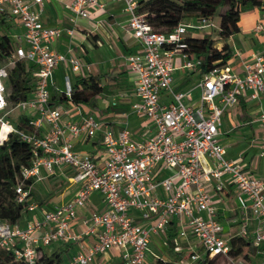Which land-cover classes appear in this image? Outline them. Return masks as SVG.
<instances>
[{
  "label": "built area",
  "instance_id": "obj_1",
  "mask_svg": "<svg viewBox=\"0 0 264 264\" xmlns=\"http://www.w3.org/2000/svg\"><path fill=\"white\" fill-rule=\"evenodd\" d=\"M117 1L123 4L127 27L140 46L139 52L124 57L128 70L136 75V100L130 109L144 115L155 133L137 141L126 127L117 133L106 129L101 134L105 155L98 161L74 151L64 133L94 137L99 123L92 116L83 117L81 122H62L63 110L50 105L48 91L52 71L59 63L66 62L79 76H86L91 64L53 50L62 29L42 23L40 16L46 0H0V15L12 17L22 28L14 51L0 64V145L10 133H17L31 145L33 154L31 165L22 169L21 181L15 188L16 202L23 206L24 224L0 222V248L24 264H37L39 250L45 246L76 242L77 250L65 264H93L97 257L112 250L119 252L120 264H144L152 236L164 233L172 218L177 217L174 250L180 252L178 241L189 235L204 250V255H199L191 249L189 261L180 259L179 264L196 263L205 257L228 258L232 236L225 234L217 218L211 192L233 186L239 208L251 214L255 225L250 232L245 221L238 232L253 249L252 253L245 248L250 262L241 255L232 258L230 264H253L260 259L264 264V178L250 175L238 161L227 159L219 141L223 111L236 105L241 96H264V53L253 54L245 61L242 74L233 71L228 63L202 74L198 102L186 105L183 98L187 93L172 88L173 55H180L182 68L197 69L200 60L186 51L187 32L211 34L218 24L202 18L181 23L169 33L156 32L137 12L138 0ZM89 7L103 9L104 4L102 0H72L68 5L76 17L83 18L88 17ZM67 32L72 34V30ZM254 32H264V25L257 23ZM18 60L35 67L33 96L15 105L20 111L34 112L28 121L33 127L30 133L17 131L9 122L11 105L6 81L10 67ZM71 90L67 81L64 96L69 98ZM163 92L171 97L168 103L160 101ZM257 121L264 152V111ZM157 167L167 169L169 175L157 179ZM62 168H68L70 180L79 184L75 196L51 209L40 208L31 201L30 186L26 187L24 181H40L42 171L53 173ZM160 189L166 196L157 192ZM93 193L102 196L105 209L79 217ZM29 213L37 215L29 218ZM77 222L81 226L79 233L72 231Z\"/></svg>",
  "mask_w": 264,
  "mask_h": 264
},
{
  "label": "crops",
  "instance_id": "obj_2",
  "mask_svg": "<svg viewBox=\"0 0 264 264\" xmlns=\"http://www.w3.org/2000/svg\"><path fill=\"white\" fill-rule=\"evenodd\" d=\"M71 1L46 0L40 16L41 21L45 26L62 29L61 36L53 43V50L90 63L91 71L86 76L99 77L104 89L91 105H75L64 100L63 94L66 89V82L68 81L73 87L77 81L85 76L73 73L66 62H61L54 68L49 80L50 105L62 108V122H81L83 117L92 116L99 123L100 129L94 137H87L85 134L73 137L67 131L64 133V137L72 143L74 151L89 154L95 160L102 161L105 155L101 143L102 131L108 129L113 133H117L120 129L126 127L129 129L132 139L137 141L146 139L155 133L153 124L144 115H138L130 109L131 104L136 100L134 96L136 75L128 70L124 57L139 52L140 46L127 27L128 16L124 12L121 2L102 0L103 9L89 7L88 17L83 18L76 17L68 8ZM262 20H264V11L259 9L242 14L238 23L239 31L228 39L232 49V56L228 60V64L236 73L242 74L243 63L248 61L253 54L264 53V32H254V27L257 23H262ZM195 21L190 19L188 22ZM8 24L9 28L5 31L15 44L18 42V37L21 36L22 28L10 16H8ZM68 30H72V34H69ZM213 34L216 37L215 33L208 34L192 30L187 32V36L195 37ZM221 45L222 42H217L215 46L219 49ZM172 63L173 90L187 93L183 98L184 104H196L200 95L198 85L202 74L199 69L186 70L182 68V60L178 53L173 55ZM54 95L58 97L53 98ZM170 100L171 97L167 92L161 94L160 101L162 103H168ZM262 111H264V96L259 95L255 99L245 95L241 96L236 105L223 111L219 126V141L225 148V157L229 160L238 161L250 175L258 178H264V152H262L260 145L261 129L257 121V117ZM26 112L23 113L28 117L34 115L33 111L28 110ZM46 131L47 126L44 125V132ZM66 172L69 173L67 177L68 185L57 194L50 188ZM42 175V180L32 182L30 185V199L40 208L51 209L72 200L79 188V184L70 180L71 171L68 168L58 169V172L54 171L53 173L42 171ZM168 175L169 171L167 169L157 167V179ZM157 192L161 196H166V193L161 189ZM67 193L68 196L65 197ZM236 194L237 191L233 186H226L218 193L211 192V201L216 207L217 218L223 225L225 234L229 236H239L240 225L245 221H247L250 232L255 225V220L251 214L239 208ZM52 195H56L58 199L53 204L50 202ZM104 209L102 196L93 193L86 211H81L79 217H82L86 212H101ZM34 215H37V213H29L28 217L32 218ZM178 229V218L173 217L165 232L153 235L151 240L153 237H160L164 238L167 243V236L172 234L176 236ZM72 231L75 233L81 231L78 222L73 225ZM88 241L90 242V240ZM180 241L185 246L183 250L197 248V241L191 235L186 240L181 239ZM67 245L70 247L67 251L69 260L70 253H75L77 250L76 242H55L45 246L43 251L50 254L56 249H63ZM149 254L154 253L149 251L147 256ZM180 257L182 258V255L177 254L174 258ZM161 260L169 261L164 258H161ZM94 263L120 264L119 252L112 250L103 256L97 257ZM154 263L155 259L149 264Z\"/></svg>",
  "mask_w": 264,
  "mask_h": 264
},
{
  "label": "trees",
  "instance_id": "obj_3",
  "mask_svg": "<svg viewBox=\"0 0 264 264\" xmlns=\"http://www.w3.org/2000/svg\"><path fill=\"white\" fill-rule=\"evenodd\" d=\"M254 9L264 11V0H138L137 12L143 14L146 22L153 31L169 33L181 23L190 19L200 20L218 17V29L213 35L201 37L186 36V51L200 60L197 67L201 74L207 73L215 67H223L232 56V49L228 39L239 31L238 23L241 15ZM9 28L8 16L0 15V64L14 51L15 44L6 33ZM222 42L218 49L215 45ZM35 67L25 61L18 60L10 67L6 81V94L10 105L29 99L35 92L34 77ZM104 87L100 78L88 75L81 78L72 87L70 97L63 94V99L75 105H91L99 96ZM58 97L54 95L53 98ZM54 105V104H52ZM29 117L21 113L18 116L15 128L23 133H30L33 127L28 123ZM31 145L26 143L17 133H10L7 140L0 145V222L9 224H22L23 206L16 202L15 188L21 181V171L29 167L32 162ZM31 181H24L29 187ZM175 235H168L167 242L173 248L172 240ZM230 257L242 256L245 262L250 259L245 253H253L250 242L240 236H232L230 239ZM67 245L63 249H56L50 254L39 250L37 264H64L68 261ZM222 256L205 257L195 264H214L215 259ZM0 264H24L15 259L13 253L0 248ZM98 264V263H93ZM154 264H178L174 261L158 259Z\"/></svg>",
  "mask_w": 264,
  "mask_h": 264
},
{
  "label": "rangeland",
  "instance_id": "obj_4",
  "mask_svg": "<svg viewBox=\"0 0 264 264\" xmlns=\"http://www.w3.org/2000/svg\"><path fill=\"white\" fill-rule=\"evenodd\" d=\"M218 22H219V19H218V17L217 16H215L214 18H213V23L214 24H218ZM262 25H264V20H262ZM10 112H9V122L12 124V125H14V124H16V122H17V120H18V116L21 114V113H23V111H20L19 109H17L15 106H10ZM28 112V111H27ZM26 112V113H27ZM55 171L56 172H58V169H55ZM68 175H69V173H65V175L64 176H61V177H59L58 179H57V181H56V184L55 185H53V186H51V190L53 191L54 190V192H56L57 194H58V192H61V190H63L64 188H65V186H67L68 185V181H67V177H68ZM55 193V194H56ZM56 194V195H57ZM38 195V194H37ZM56 195H52L53 197L51 198V200H50V202L53 204V203H55L58 199H57V196ZM68 196V193L65 195V197H67ZM59 198V197H58ZM66 202H68V201H66ZM65 202V203H66ZM176 237V236H175ZM174 237V238H175ZM179 242V244H178V246H179V248H181L180 250V252H176L175 250H174V247H175V245H174V241L172 240V244H173V248H170L169 247V244H168V242L166 243V241H165V239L164 238H156V237H153V239L150 241V244H149V250L151 251V252H153L154 254H155V256H157V258L158 259H161V258H164V259H167V260H169V261H174V262H176V263H178L179 264V260L181 259L183 262H185V263H187L189 260H188V257H189V252H190V250L188 249V250H183V247H185V246H183V244H181V241L179 240L178 241ZM196 243V242H195ZM167 247H168V249H167ZM183 251V252H182ZM245 251V250H244ZM195 252H197L199 255H204V250H202V249H200V248H195ZM178 255H182V258L180 257V258H174L177 254ZM74 254V253H70V256H72V255ZM233 257H221V258H217V259H215V263L214 264H230L231 263V259H232ZM155 258L154 257H152V255L151 254H149L146 258H145V260H144V264H149V263H152L153 262V260H154ZM158 259H155V262L158 260ZM67 261V260H66ZM66 263V262H65ZM64 263V264H65ZM262 263V259H260L258 262H255V263H253V264H261ZM107 264V263H106ZM110 264V263H109ZM192 264H195V263H192Z\"/></svg>",
  "mask_w": 264,
  "mask_h": 264
},
{
  "label": "bare ground",
  "instance_id": "obj_5",
  "mask_svg": "<svg viewBox=\"0 0 264 264\" xmlns=\"http://www.w3.org/2000/svg\"><path fill=\"white\" fill-rule=\"evenodd\" d=\"M4 128L6 129L7 127H6V126H4Z\"/></svg>",
  "mask_w": 264,
  "mask_h": 264
}]
</instances>
